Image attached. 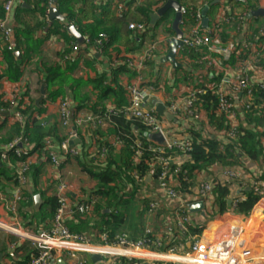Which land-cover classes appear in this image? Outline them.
Listing matches in <instances>:
<instances>
[{"label": "built area", "instance_id": "2783aa9c", "mask_svg": "<svg viewBox=\"0 0 264 264\" xmlns=\"http://www.w3.org/2000/svg\"><path fill=\"white\" fill-rule=\"evenodd\" d=\"M14 1L4 0L5 17L0 20V42L11 53L15 48L11 33L6 26V17L11 13ZM218 1L220 9L217 18L207 27L202 25L201 10L183 18L181 26L186 27L187 31L183 34L182 46L177 49V54L187 53L185 55L189 57L193 52L195 57L200 56V59H203L201 63L205 69L219 72L222 75L221 78L214 84L188 88L186 96L182 100L171 97L163 107L164 112L172 115L173 119L188 118V123H190L188 126L192 127L193 123L205 121L204 113L202 111L194 112L192 108L196 102L195 95L203 92V88H207L217 98L216 114L223 116L228 123V128L223 132L216 133V136L219 135L221 139L225 138L231 141L236 136L238 125L244 121L243 115L253 104L255 92L264 91V67L262 68L260 65L264 54V43L258 40L259 36L264 33L259 30L258 35H255L253 27L249 26L245 19L247 14H237L233 8L224 6L225 0ZM116 5L120 12L125 11L123 4L117 3ZM232 28L235 30L230 31L229 38L223 42L221 34ZM145 29V25L141 23L128 25V30L138 36L142 35ZM240 29L243 30L239 32ZM88 43V40L85 39V44L88 45ZM106 43L105 35H99V39L95 42L99 52L104 49ZM158 45V41L151 44L148 42L140 54L126 55L122 53L112 59L111 69L123 67L129 73L134 74L123 85L126 105L107 106L98 113L82 115L75 111V107L68 97H62L57 100H45L42 106L43 112L41 114L35 111L32 113V118L39 120L41 126L56 128L60 137L59 149L63 153V158L58 157L52 149L51 141L49 139L45 141L44 145L49 150H46V155L43 158L53 171H58L55 177L57 180L55 195L57 208L48 228L34 233L21 228L18 212L21 205L27 201L25 188L31 183L30 169L37 165L39 151L29 152L25 149L27 138L22 133L0 147V162L12 170L16 182L15 186L11 187L12 193L7 200L0 191V207L5 210L7 217L11 218L10 226L15 227L11 231L15 232L21 241L29 243L36 250L27 264H52L55 253L66 255L72 264H92L84 258H78L82 253L99 256V264L249 263L243 257V253H239L238 250L241 240L247 233L242 223H229L217 239L207 241H204L199 234L203 229L200 232L191 233L192 229H196L189 212L191 201L177 190L179 183L169 174L168 159L161 155L166 150L188 153L192 149V141L186 132L169 133L167 131L164 125L165 117L158 115L154 106L149 105L152 95L159 92V84L155 86L152 81L144 79V73L152 65ZM80 51L81 47L73 44L71 51L63 54L59 63L76 61ZM27 106L29 104L23 97L20 83L9 81L0 70V120L3 121V117L7 116L13 123L24 125L27 119L23 116V111ZM116 115L128 120L140 121L147 128V131L140 136L142 139H149L152 134L162 137L163 145H158L150 139L148 141V150L159 157L157 165H151L152 170L145 178V182L149 178L151 181L154 180V193H147L145 186L141 193V197L145 198L147 202L146 215L155 221H158V215L160 221L145 227L138 239H132L127 234L121 233L114 238L112 243H108L107 236L102 233L101 244H93L87 237L70 232L65 224V218L75 215L89 216L96 206L98 198L93 195V190H91L90 194L81 195L70 207L69 185L63 181L60 169L69 159L78 158L82 153L86 156L97 154V161L103 163L107 153L106 147L104 145L96 147L94 145L95 136L90 141H82L77 134V129H89L94 133L97 130L105 129L109 125L110 117ZM205 127L207 128V126ZM75 142L80 146L74 145ZM106 142L116 150L122 146V142L117 136H107ZM140 148L141 142L138 140L134 143L135 155L141 154ZM9 154L20 159L21 162L12 166ZM155 169L160 171L156 179H153ZM213 170L217 174L215 177L198 179L192 190V198L200 201L203 209L204 205L209 206L211 203L214 182L229 184L230 188L234 182L233 185L238 183L236 181H241L243 177L241 166L221 168L215 165ZM250 187L259 197L256 206L264 207V185L254 182ZM240 199L236 198L231 201V214H235L233 210ZM160 210L166 211L163 219L159 215ZM1 223L4 222L0 220V225H2ZM186 243L189 246L188 252L182 249Z\"/></svg>", "mask_w": 264, "mask_h": 264}, {"label": "trees", "instance_id": "16d2710c", "mask_svg": "<svg viewBox=\"0 0 264 264\" xmlns=\"http://www.w3.org/2000/svg\"><path fill=\"white\" fill-rule=\"evenodd\" d=\"M40 1L41 3H47V0ZM72 1L73 0H59V11L62 14L66 13L63 9L65 5L69 9L66 8L69 12V15H67L69 16L67 17L69 23H72L70 22L72 21V15L70 14L72 10ZM252 1L255 0H245L244 2L234 1L233 3H235V5H237L236 8H238L235 13L241 15L256 10ZM119 2L127 8V13L120 16L117 19L118 22L107 27L104 24V19L99 21L95 20L96 23L87 26L85 31H82L83 34L86 33L88 35L86 37L89 43L86 49L93 46L100 32L107 35L109 44H107L108 46L106 45V49L115 48L120 38L127 32L130 34V38L128 37L126 39H133V33H129V31L126 32L128 29L127 25L129 23L145 24L144 21L148 19L149 13L154 9L157 10L160 8L165 0H143L138 5L132 0H119ZM113 4V0H105L104 4L102 3L100 6V9H102V11L104 10L102 13L109 10L108 8ZM180 5L186 10V14L183 18L204 7L201 0H182L180 1ZM91 7V9H95L93 6ZM102 16L106 15L102 14ZM3 18V7H0V20ZM170 20H172L171 12L165 13L160 18L161 23L168 26L167 28L169 29ZM28 30L27 28L21 29L15 34V50L19 53V56H15L6 49L3 50V54L1 53L6 62V69L3 72V76L9 81L18 82L21 77L20 67L23 61L25 59H30L31 54H37L38 48L41 45V43H36V46L32 44L30 32ZM57 30L58 27H56V32ZM258 31L259 30L253 29L255 35H258ZM229 34L230 30L221 34L223 42L229 38ZM20 39H22V41H20ZM139 39L142 40V36H140ZM258 40L264 43V34L260 35ZM144 44L145 43H143L140 48H134L133 50L128 48L129 50H126L124 54L134 55L138 52L140 54L143 52L142 47H144ZM23 47L24 49L22 50ZM27 49H29V51ZM65 53L67 52H64V54ZM118 53V55L122 54V52ZM192 53L193 52H191L190 56L194 59L195 57H193L194 55ZM66 64L67 62L63 65ZM260 65L262 68L264 67V54L260 61ZM65 69H67L66 66L62 69L60 65L43 67L41 75L44 74L43 76L46 78L45 92L47 93V98L56 99V97H63L65 85H71L72 89H74L72 91L73 100L75 101L78 99L76 92L81 86H85L86 82L82 80L76 82L68 79L65 76ZM110 71L113 75L110 82L107 83L106 77L101 76L94 80L90 79L87 83L92 85L93 89L99 92L100 100H105L108 95L112 94L116 107L124 106L126 105L125 94L122 85L118 82L117 74H129L128 76L130 78H132L134 74L129 73V71L123 67L112 68ZM215 79H220V77L216 76ZM203 90L204 91L200 94L195 95L196 102L192 110L194 112L202 111L205 115V121L193 123L192 127L188 126L190 124L188 123V118H185L182 122V124L187 125L186 130L192 141L191 151L183 154L177 150H166V152L161 155L168 159L167 169L169 170V174L178 181L179 186L177 190L183 196L192 194L194 185L200 178L202 172H209L215 165L221 168L240 167L244 159L258 161L262 157V151L264 150V143L261 142L264 137V91L258 90L255 92L253 104L243 115L244 121L238 125L239 127L235 138L229 141L225 138H218L215 135L216 133L225 131L228 128V123L223 116L216 114L218 102L216 96L211 94L207 88H203ZM78 108H88L91 113H98L104 110L103 107L92 106L86 108L79 105L75 107V111H77ZM34 111L38 113L41 111V107H35L32 104L27 106L23 111V116L27 119L26 123L22 126L18 123H14L7 132V138L0 140V144L6 145L13 137L22 133V135L27 138V146L25 149L29 152L39 151V157H44V155H46V150H49L46 149L44 145L47 139H49L53 145L59 143V139L56 137L58 132L56 128L41 126L39 120L32 118V113ZM2 126H4V124H0V130ZM205 126H207V128ZM146 131L147 128H145L140 121L135 119L128 120L119 115L111 116L109 125L105 129L94 132V136L96 137V139H94V145H96V147L104 145L107 149L104 162L100 163L97 161V154L95 156H85L82 160L79 159L80 167L89 179L96 184L92 193L98 198V202L89 216H76L86 219L93 215L102 217L103 215L101 214L103 209L109 211L108 214H104L105 216L102 218V224L100 226L102 233L107 236L108 243H112L114 238L121 233L127 234L132 239H138L145 229L144 227L140 230V235L137 238L132 236L131 231L136 230L137 227H142L144 224L143 214L147 202L145 198L141 197V193L143 186L147 185L145 178L152 170L151 165L156 166L159 159L158 155L148 150L149 139L140 138ZM107 136L118 137L122 142V146L119 150H116L106 142ZM138 140L141 142V154L139 156L135 155L134 151V143ZM9 158L12 166H16L17 163L21 162L20 159L12 155H10ZM39 168V165H35L30 169V171L33 170V173H30L33 174V184L40 174L38 171ZM159 171V169H155L153 172V179H156ZM1 180L6 181L10 187L16 184L12 170L0 162V189H3ZM33 184L31 193L25 195L27 201L18 209L19 216L21 220H25L24 226L28 229L32 227L37 229V224L39 223H37V219H39V221L44 220V222L45 220H51L57 208L55 196L48 198L43 197L44 193L39 191L36 185ZM146 188H149V186ZM36 194H40L43 200V204L38 212L33 210L32 205L33 195ZM240 194L241 199L237 202L233 213L247 216L257 204L259 197L252 187H248V189L243 188ZM229 196V184L225 185V183L219 184L218 182H214L212 198L214 204L217 206L218 212H231V208L227 205ZM69 231L72 232L70 229ZM195 232V230H191L192 234ZM35 253L36 250L34 249L31 254L34 255ZM28 262L27 260H22L12 262V264H27Z\"/></svg>", "mask_w": 264, "mask_h": 264}, {"label": "crops", "instance_id": "0c3cea01", "mask_svg": "<svg viewBox=\"0 0 264 264\" xmlns=\"http://www.w3.org/2000/svg\"><path fill=\"white\" fill-rule=\"evenodd\" d=\"M104 1L105 0H73L71 2L72 10L70 13L72 15V21L70 22L72 23H69L68 21L67 17L69 16L67 15H69V12L66 10V5L63 7L64 11L66 12L65 14H62L59 11V0H47L46 4L44 2L41 3L40 0L14 1L12 11L6 17V26L11 33L14 48L16 43L15 34H17L19 30L25 28L29 29L28 31L30 32V38L34 46H36V43H41L37 54H31L30 59H25L23 61L20 67L21 77L18 80V83H20L22 88L23 97L25 100H27L29 105L32 104L36 107L35 102L40 98L42 95L41 92L43 91L45 99L40 104L41 111L38 112L39 114L43 112L42 106L44 101L50 99L47 98V93L45 92L46 78L43 76L44 74L41 75L43 67H54L60 65V67L63 69L66 66L67 69H65V76L68 79L76 82L80 80L86 82V85L81 86L76 92L78 99L75 101L72 97V91L74 90L72 89V86L65 85L63 89V97H68L74 107H78L79 105L86 108H90L92 106L103 108H106L107 106H116L115 100L113 98L114 96L112 94L108 95L105 100H100L99 92L93 89L92 85L87 82L90 79L94 80L101 76L106 77L107 83L110 82L113 76L110 71V64L112 59L119 54L118 52L125 53L126 50H129L128 48H130V50H133L134 48H140V46L145 43L144 47H142L144 50V48L148 45L149 40L153 42H159L157 48L158 50L153 56V63L144 73L145 80L152 81L155 86L159 84V92L154 93L149 100L150 106H153V103L164 105L168 102V99H171V97L182 100L186 96L188 88H197L198 86L214 84L219 81V79H215V77L219 76L221 78L222 75L219 74V72L205 69L201 63L203 59H200V56H193L195 58L192 59L191 56L188 57L185 54H177L176 52L175 59L179 65L176 69H174L168 63L161 62L168 50L167 41L172 38L174 34L171 29L167 28L168 26H165V24L161 23L160 19L153 24L151 23L150 15L154 14L159 8L157 10H152L148 15V19L144 21L146 29L145 32L140 35L142 36V40L139 39L140 36H137L136 34H133V39H126L128 37L130 38V34L127 32L129 31L127 29L128 25L130 24L129 23L126 28L127 33L120 38L115 48H105L108 46L107 44H109V41L107 35L103 34V32H100L99 35H105L107 38V46H105L101 52H99V49L95 43L93 46H90V48L86 49L88 45L85 44V39H88L86 37L88 35L86 33L83 34L82 31H85L87 26L96 23L95 20L99 21L104 19L105 26L109 27L110 25L118 22L117 19L120 16L127 13V8H125V11L123 12L118 10L116 4H121L119 0H113L114 4L108 8L109 10L102 13L104 10L102 11L100 6L102 3L104 4ZM132 1L138 5L143 0ZM234 1L237 2V0H225L224 6L231 7L234 11H237L236 9L238 8H236L237 5L233 3ZM201 2L203 6L208 7L205 17L208 19V24L210 25V23L214 21L215 18H217L220 4L218 3L216 5H211L212 0H201ZM3 3L4 0H0L1 8L3 7ZM252 4L255 5V9L264 8V0H255L252 1ZM91 6H93L95 9H91ZM202 9L203 7L201 10ZM102 14L106 16H102ZM171 16L173 17L172 12ZM245 19L247 20V24L253 27H251L252 29L255 28L254 30H262L264 33V20L262 18H247L246 16ZM171 21L172 20L169 21L170 24ZM56 27H58L57 32ZM69 27L75 28L76 32L81 35L83 38L84 47L78 44L72 33L68 32L67 29ZM180 29L183 34L187 31L186 27H182L181 25ZM233 30L235 29H230L231 32H233ZM242 30L243 29H240L239 32ZM99 35L97 39H99ZM20 41H22V39H20ZM73 44H77L81 47V51L78 53L76 61L67 63L66 65L60 64L59 60L62 58L64 52H70ZM23 49L24 47L22 50ZM3 50H5V45L1 43L0 53L3 54ZM27 50L29 51V49ZM16 53H18L16 50L12 52V54L15 56ZM2 54L0 55V69L4 72L6 69V62L4 61ZM137 54H139V52ZM17 56H19V53ZM128 75L123 73L117 74L118 82L120 85H122V87L131 79ZM59 98L62 97H56V99L53 100H57ZM76 112L81 113L82 115L91 113L88 108H78ZM182 122L183 120L173 119L169 121L165 118L164 125L169 133H187V125L182 124ZM0 124H4L1 130H4V128L8 127L9 131L14 123L13 121L9 120L7 116H4L3 121L1 120ZM77 134L82 139V141H90L94 136V133L89 129H77ZM56 137L60 141L59 134H56ZM217 137L220 138L219 135H217ZM261 142L264 143V137L262 138ZM73 144L80 146L77 142ZM87 144L89 145V143ZM2 146L4 145L0 144V147ZM52 147L57 156L63 158V153L60 151L58 143ZM85 156L86 155L82 153L78 158L69 159L64 165H62L60 169L63 181L69 185L68 197L71 204L70 207L75 204L76 200L79 199L81 195H88L91 193V190L95 189L96 184L91 179H89L79 164V159L82 160ZM37 165L40 166L38 169L40 174L38 175V178L35 180L34 184L32 182L33 174H30L31 183L25 188V195L31 193L33 184L36 185L39 191L44 193L43 197L48 198L55 196L57 185V180L55 177L57 176L58 171H53L52 167L44 160L42 156L39 157ZM241 167L243 169L242 180L236 181L238 183L233 185L235 183L234 182L232 186H230V196L228 197L227 205L228 202L231 203L232 200L240 198V191L243 188L248 189L251 183L259 182L260 184L264 185V150L262 151V157L258 161L244 159ZM213 169L214 168H212L209 172H202L199 179L215 177L217 174L214 173L215 170ZM31 173H33V170ZM1 183L3 189H0V191L5 195L7 200L12 193V188L4 180H1ZM192 197V194L185 197L191 201L190 206L202 204L200 201H197ZM210 202L211 203L209 206L204 205V209L202 206L199 209L189 211L192 219L194 220V226L196 225L195 231L200 232L203 229L199 233L201 238H203L204 241L217 239L222 231L226 229V226L229 223L240 222L244 225L247 233L241 240V246L238 247L239 253H243V257H245L246 261L249 262L248 264H264V207H258L255 205L247 216L237 214L233 215L231 214L232 212H218L217 206L214 204L212 197ZM228 207H231V204L228 205ZM108 212L109 211L103 209L101 214L103 215L102 217L93 215L87 219L78 217L76 215L72 217L67 216L65 218V224L72 232L87 237L91 243L101 244L102 229L100 226L102 224V218L105 216L104 214H108ZM159 215L162 216L161 219H163L166 215V211L160 210ZM143 218L144 224L142 227H137L136 230L131 231L133 237L137 238L140 235V230L144 227L157 224L160 221L158 215V221H155V219L148 217L145 211ZM0 220L6 224V221L9 220L8 223L11 225V218H8L5 215L2 207H0ZM51 220H45L44 222V220L39 221V219H37V223L39 222L37 224V229L33 227L28 229L22 222H20V227L23 229H28L34 233L48 228L50 226ZM7 230L10 229L7 228ZM11 234L18 237V235L13 231H11ZM10 247H14V249ZM182 249L185 252H188V243H186V246ZM33 250L34 248L27 242H15L8 236L0 237V264H12V262H18L22 260H27L28 262L32 256L31 253ZM54 258L55 259L52 264H72L69 258L64 254L55 253ZM78 258H84L92 264H99L100 262V260L93 262L91 260V255H86L83 253L79 255Z\"/></svg>", "mask_w": 264, "mask_h": 264}, {"label": "water", "instance_id": "95a60500", "mask_svg": "<svg viewBox=\"0 0 264 264\" xmlns=\"http://www.w3.org/2000/svg\"><path fill=\"white\" fill-rule=\"evenodd\" d=\"M237 1L244 2V0H237ZM218 2H219L218 0H212L211 5H216V4H218ZM207 10H208L207 6H204L203 9L201 10V15L203 17V22H202L203 27H207V24H208V19L205 17ZM167 12L173 13L172 21L170 24V29L174 35L172 38H170L167 41L168 50H167L165 57L161 60V62L162 63H168L174 69H176L179 65L175 59V56H176L177 49L182 46L181 39L183 37V33L180 29V25L182 23L184 15L186 14V10H185V8H183L180 5V0H165L164 4L154 14L150 15L151 23L153 24L154 22L158 21ZM251 17H260L264 20V8L256 9L254 11H250L247 14V18H251ZM67 30H68V32H70L74 35L78 44L82 45L84 47L83 38L81 37V35H79L76 32L75 28L69 27ZM17 55H18V53H16V56ZM41 93H42V95L35 102L36 107H40V104L45 99V95H44L43 91ZM153 106L155 108V112L158 115L164 116L169 121L173 120L172 115L164 112L163 105L158 104V103H153ZM149 139L156 142L158 145H163L162 137L158 134L150 135ZM42 202L43 201L41 199L40 194H36L33 196V210L35 212L39 211L40 207L42 206ZM228 205H230V202H228ZM202 206H203L202 204L191 205L189 207V211L199 209ZM91 260L93 262H96L97 260L98 261L100 260V257L97 255H91Z\"/></svg>", "mask_w": 264, "mask_h": 264}, {"label": "rangeland", "instance_id": "374dc122", "mask_svg": "<svg viewBox=\"0 0 264 264\" xmlns=\"http://www.w3.org/2000/svg\"><path fill=\"white\" fill-rule=\"evenodd\" d=\"M149 42H150V44L151 43H157V41H155V42H153V41H150L149 40ZM1 70V69H0ZM2 71V70H1ZM0 122H1V120H0ZM7 131H8V127L7 128H4V130H1L0 131V140H2V139H6L7 138ZM150 180V181H149ZM148 184L147 185H144L145 186V188L147 187V186H149V188H146V192L147 193H154V189L155 188H153V182H154V180L153 181H151V179L149 178L148 180ZM43 201V200H42ZM42 204H43V202H42ZM2 210H3V212L5 213V210L2 208ZM7 213H5V215H6ZM9 215V214H8ZM9 218V217H8ZM7 222V224L6 223H1L2 225H0V237H4V236H8V237H10L12 240H14L15 242L16 241H18V242H24V241H21L17 236H14V235H11V229L12 228H15V227H11L10 225H9V220L8 221H6ZM21 222L22 223H24L25 222V220H21ZM7 228L8 229H10V230H7ZM34 228V227H33ZM10 248H12V249H14V247H10Z\"/></svg>", "mask_w": 264, "mask_h": 264}]
</instances>
